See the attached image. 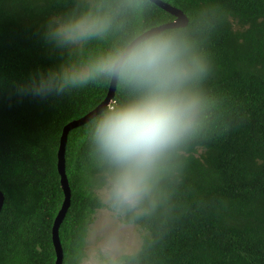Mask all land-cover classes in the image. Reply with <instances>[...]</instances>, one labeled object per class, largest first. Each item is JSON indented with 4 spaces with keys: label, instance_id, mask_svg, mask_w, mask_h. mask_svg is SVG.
Wrapping results in <instances>:
<instances>
[{
    "label": "trees",
    "instance_id": "16d2710c",
    "mask_svg": "<svg viewBox=\"0 0 264 264\" xmlns=\"http://www.w3.org/2000/svg\"><path fill=\"white\" fill-rule=\"evenodd\" d=\"M189 17L186 34L211 55L204 82L220 108L211 131L185 149L169 198L149 217L129 219L139 249L100 264H264V0H163ZM118 11L114 30L87 52L130 44L175 16L151 0H0V264H55V220L65 201L58 169L64 127L97 107L111 81L66 97L18 94L15 84L62 57L45 44L46 18L74 3ZM128 88L118 81L113 100ZM92 120L72 129L66 147L71 206L60 226L63 264H83L100 209L101 170L86 156Z\"/></svg>",
    "mask_w": 264,
    "mask_h": 264
},
{
    "label": "clouds",
    "instance_id": "9594fccd",
    "mask_svg": "<svg viewBox=\"0 0 264 264\" xmlns=\"http://www.w3.org/2000/svg\"><path fill=\"white\" fill-rule=\"evenodd\" d=\"M117 16L104 3L79 2L49 15L43 39L62 59L38 67L15 88L40 99L106 81L128 88L126 99L110 101L93 118L86 140V156L103 178L98 195L111 216L126 222L152 216L167 202L186 147L211 131L220 108L204 87L213 69L210 52L186 34L159 33L87 52L114 30Z\"/></svg>",
    "mask_w": 264,
    "mask_h": 264
},
{
    "label": "water",
    "instance_id": "95a60500",
    "mask_svg": "<svg viewBox=\"0 0 264 264\" xmlns=\"http://www.w3.org/2000/svg\"><path fill=\"white\" fill-rule=\"evenodd\" d=\"M151 1L157 4L158 6H160L161 8H163L164 10H166L167 12L174 15L175 19L171 22H167L159 26H155L145 31L137 38H135V40H133L129 45L136 43L140 39L159 34L167 29L181 28L188 26L189 17L183 10L163 0H151ZM117 86H118V81L115 83V85H113V83L111 82L107 97L97 107H95L92 111H90L88 114L81 117L80 119L69 122L63 129V133L60 140V147L58 151V169L61 176L62 187L65 193V201L63 203L60 212L58 213V216L55 220L53 227V242L57 254V260L55 264H63L64 249L60 238V226L63 220L65 219L67 212L71 206V198H72V190L66 172V147H67L69 133L72 129L92 120L110 101H112L115 97ZM4 201H5L4 193L0 190V213L4 205Z\"/></svg>",
    "mask_w": 264,
    "mask_h": 264
},
{
    "label": "rangeland",
    "instance_id": "374dc122",
    "mask_svg": "<svg viewBox=\"0 0 264 264\" xmlns=\"http://www.w3.org/2000/svg\"><path fill=\"white\" fill-rule=\"evenodd\" d=\"M88 256L83 264H100V255L115 259L137 251L141 245V233L132 224H124L110 215L108 208L100 209L88 236Z\"/></svg>",
    "mask_w": 264,
    "mask_h": 264
}]
</instances>
